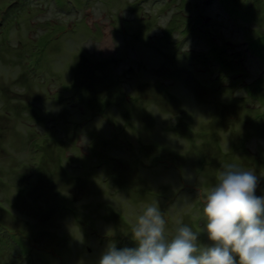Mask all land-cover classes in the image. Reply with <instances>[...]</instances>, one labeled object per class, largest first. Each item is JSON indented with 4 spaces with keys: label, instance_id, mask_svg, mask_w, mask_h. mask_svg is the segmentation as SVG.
Returning <instances> with one entry per match:
<instances>
[{
    "label": "rangeland",
    "instance_id": "374dc122",
    "mask_svg": "<svg viewBox=\"0 0 264 264\" xmlns=\"http://www.w3.org/2000/svg\"><path fill=\"white\" fill-rule=\"evenodd\" d=\"M228 164L264 195V0H0V264H98L154 203L208 245Z\"/></svg>",
    "mask_w": 264,
    "mask_h": 264
},
{
    "label": "clouds",
    "instance_id": "9594fccd",
    "mask_svg": "<svg viewBox=\"0 0 264 264\" xmlns=\"http://www.w3.org/2000/svg\"><path fill=\"white\" fill-rule=\"evenodd\" d=\"M259 176L235 164L220 171L204 196L203 232L184 225L166 236L158 203L140 214L130 231L134 247L110 243L98 264H264V195H257Z\"/></svg>",
    "mask_w": 264,
    "mask_h": 264
},
{
    "label": "trees",
    "instance_id": "16d2710c",
    "mask_svg": "<svg viewBox=\"0 0 264 264\" xmlns=\"http://www.w3.org/2000/svg\"><path fill=\"white\" fill-rule=\"evenodd\" d=\"M14 8H16V5H10V6H8V8L6 9V12L5 13H8V12H12V15H13V12H16V13H18L19 11H18V9H14ZM8 15V14H7ZM216 64V63H215ZM239 84V83H238ZM247 85V84H246ZM246 85H242V86H245L246 87ZM217 92L219 91V89L218 90H216ZM232 97V96H231ZM232 98H234V97H232ZM241 98H244V97H239V98H236V99H241ZM108 105V104H107ZM47 119H49V120H52V118H47ZM23 253V252H22ZM26 254V253H25Z\"/></svg>",
    "mask_w": 264,
    "mask_h": 264
}]
</instances>
